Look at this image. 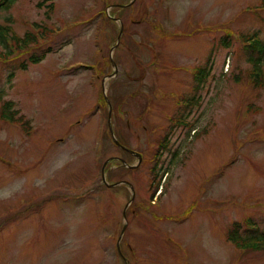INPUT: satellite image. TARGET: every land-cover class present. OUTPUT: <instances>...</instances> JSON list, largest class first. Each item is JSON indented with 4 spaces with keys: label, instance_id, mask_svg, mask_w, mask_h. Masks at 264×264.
<instances>
[{
    "label": "rangeland",
    "instance_id": "1",
    "mask_svg": "<svg viewBox=\"0 0 264 264\" xmlns=\"http://www.w3.org/2000/svg\"><path fill=\"white\" fill-rule=\"evenodd\" d=\"M11 1L36 42L0 60V264H264L226 238L264 233V0Z\"/></svg>",
    "mask_w": 264,
    "mask_h": 264
},
{
    "label": "trees",
    "instance_id": "2",
    "mask_svg": "<svg viewBox=\"0 0 264 264\" xmlns=\"http://www.w3.org/2000/svg\"><path fill=\"white\" fill-rule=\"evenodd\" d=\"M12 6L11 0H3L0 2V11L6 9L8 11ZM54 5L51 4V8ZM6 22H12L11 18H7ZM242 42L244 44L245 50L256 55V58H252L250 61L252 63V71H250V79L254 81L257 85H262L264 83V72H263V63H264V41L256 37V35H243ZM36 42V34L33 32H27L23 37L18 36L11 25H0V46H3L5 50L9 49L10 51L4 52L0 51V60L3 58H8L12 53H16L18 49H27L29 45ZM50 50H47L41 56L31 57V61L34 64L40 63L46 58L47 53ZM22 68L26 70L25 64L22 65ZM209 69H204L202 67L196 68L194 75V80L197 83L198 90L202 84L206 81V77L209 74ZM3 91L0 90V101L3 97ZM13 102L7 101L4 103L1 110V118L8 120L12 123L20 121L21 119L17 118L18 110L13 108ZM177 121H179L177 119ZM176 121V123H178ZM25 124V123H24ZM167 144L162 143L161 147L165 148ZM157 177V174H156ZM154 179V183L156 181ZM161 184V180L156 182L155 193L151 195L152 198L155 197V194ZM187 210L184 215H187L190 210ZM246 227L250 233L243 234V225L239 222H235L232 227L227 231V239L233 243L237 248L243 250H264V233L258 232V227L250 219L247 221Z\"/></svg>",
    "mask_w": 264,
    "mask_h": 264
},
{
    "label": "water",
    "instance_id": "3",
    "mask_svg": "<svg viewBox=\"0 0 264 264\" xmlns=\"http://www.w3.org/2000/svg\"><path fill=\"white\" fill-rule=\"evenodd\" d=\"M122 31H123V27H122V29H121V33H122ZM121 35V34H120ZM110 105V104H109ZM111 111H112V109H110V114H109V124H110V126H111V121H110V119H111ZM112 134H113V138H114V141H115V143L118 145V146H121L120 144H119V142L117 141V139L114 137V133H113V131H112ZM132 154H134V155H136V156H139L140 157V155H138V154H136V153H134V152H131ZM124 162V161H123ZM108 163V162H107ZM128 166V165H127ZM129 167V166H128ZM105 168V167H104ZM104 171V170H103ZM104 180H105V177H104ZM105 182H106V180H105ZM116 185H118V184H116ZM134 196H135V194H134V191H133V197H132V200L134 199ZM124 232H122V234H123Z\"/></svg>",
    "mask_w": 264,
    "mask_h": 264
}]
</instances>
